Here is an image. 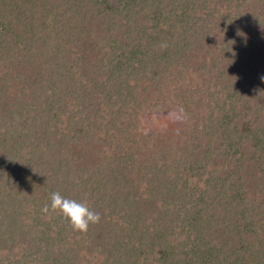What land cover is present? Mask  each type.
<instances>
[{"label":"trees","instance_id":"16d2710c","mask_svg":"<svg viewBox=\"0 0 264 264\" xmlns=\"http://www.w3.org/2000/svg\"><path fill=\"white\" fill-rule=\"evenodd\" d=\"M0 264H264V0H0Z\"/></svg>","mask_w":264,"mask_h":264},{"label":"rangeland","instance_id":"374dc122","mask_svg":"<svg viewBox=\"0 0 264 264\" xmlns=\"http://www.w3.org/2000/svg\"><path fill=\"white\" fill-rule=\"evenodd\" d=\"M155 93L149 96L151 101L146 103L138 113L135 132L138 135L152 132L158 133L159 138L167 135L176 138L187 126V115L171 96L165 97L163 94V97L155 104L158 96Z\"/></svg>","mask_w":264,"mask_h":264},{"label":"clouds","instance_id":"9594fccd","mask_svg":"<svg viewBox=\"0 0 264 264\" xmlns=\"http://www.w3.org/2000/svg\"><path fill=\"white\" fill-rule=\"evenodd\" d=\"M51 203L44 204L42 213L59 212L67 218L73 230L87 232L90 224L100 222L98 212L91 210L86 203L64 197L60 192H53L50 197Z\"/></svg>","mask_w":264,"mask_h":264}]
</instances>
